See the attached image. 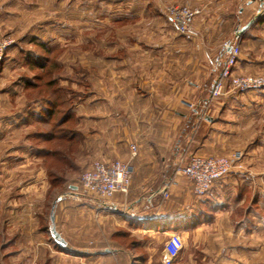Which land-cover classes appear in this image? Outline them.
Segmentation results:
<instances>
[{
  "label": "crops",
  "instance_id": "obj_1",
  "mask_svg": "<svg viewBox=\"0 0 264 264\" xmlns=\"http://www.w3.org/2000/svg\"><path fill=\"white\" fill-rule=\"evenodd\" d=\"M172 1L202 9L194 20L199 35L179 33L159 12L151 15L157 24L151 30L141 26L140 32L126 31L123 48L117 49L123 54L112 55L110 61L115 63L109 66L108 75L94 80L91 126L77 131V140L91 153V159H121L133 165L129 192L105 200L88 192L59 197L55 226L67 242L64 245L54 239L52 221L38 222L42 215L35 193L20 191L14 177L11 185L7 184L8 168L19 163L15 159L0 163V264H56L57 259L65 264L70 261L66 249L92 245L91 251L81 253L82 259L71 262L87 264L110 258L114 253L109 248L101 251L97 239L91 241L90 220L86 218L99 222L107 217L114 225L150 234L178 232L184 236L196 232L203 221L198 214L206 217L207 205L218 198L224 186L233 189L236 183L246 181L223 178L199 197L191 181L175 170L181 155L186 157L192 149L210 150L215 138L229 133L220 124L233 128V120L242 115L244 96L233 92L237 95L212 98L211 91L229 52L223 47L225 41L242 46L237 72L259 70V62L247 52L264 34V0ZM84 102L76 108L80 117L85 116ZM24 111L11 113L13 117L9 112L6 118L18 121L22 115L32 114L30 107ZM7 132L9 129L0 130L1 137ZM132 144L137 145L135 156ZM85 238H90L91 246ZM129 264H133L132 259Z\"/></svg>",
  "mask_w": 264,
  "mask_h": 264
},
{
  "label": "rangeland",
  "instance_id": "obj_2",
  "mask_svg": "<svg viewBox=\"0 0 264 264\" xmlns=\"http://www.w3.org/2000/svg\"><path fill=\"white\" fill-rule=\"evenodd\" d=\"M176 5L185 4L172 0H0V38L10 37L14 45L0 68V130L9 129L5 136L0 135V163H12L13 159L19 163L8 168L7 184L10 186L14 177L20 191L35 193L42 215L38 222L51 224V206L59 197L86 192L81 186V175L98 159H91V153L78 142L77 131L91 126L94 80L108 75L109 66L115 63L110 57L123 48L126 31L140 32L141 26L151 30L157 25L151 18L156 12L172 24L169 8ZM247 53L254 56L260 68L244 74H264V34ZM39 74L43 76L42 83L57 80L51 91L41 85L39 92L25 81L33 78L39 83ZM233 92L236 91L223 96L240 94L246 100L242 115L233 120L236 124L233 128L220 124L229 131L226 136L215 138L208 151L192 149L190 153H241L225 178L246 181L236 183L233 189L224 186L218 198L207 205L206 217L198 214L203 220L198 225L201 228L182 236L183 249L172 264H264V90ZM41 96L59 100L55 114L42 111L47 98ZM82 102L86 104L85 119L76 111ZM29 107L33 114L28 117L22 115L18 121L6 118L9 112L13 117L11 113L25 112ZM69 108L72 117L67 115ZM190 153L181 155L177 163L186 164ZM179 165L175 172L183 175L178 172ZM86 220H90L87 223L91 241L97 239L99 250L109 248L114 253L110 258L87 264H129L130 259L133 264H166L165 243L169 235L130 231L123 224L114 225L107 217L100 223L92 218ZM86 240L91 246L90 238ZM92 246H60L70 254V261L65 264H79L72 259H82L81 253L91 251ZM56 261L60 264L59 259Z\"/></svg>",
  "mask_w": 264,
  "mask_h": 264
},
{
  "label": "built area",
  "instance_id": "obj_3",
  "mask_svg": "<svg viewBox=\"0 0 264 264\" xmlns=\"http://www.w3.org/2000/svg\"><path fill=\"white\" fill-rule=\"evenodd\" d=\"M202 13L199 7L176 5L169 8V18L176 30L188 37H196L199 31L194 26V20ZM10 37L0 38V66L7 49L12 45ZM223 47L229 49L222 64L219 76L215 80L211 97L219 98L228 92L246 93L264 90V74H242L237 72L236 66L241 54L239 43L225 41ZM191 106H193L191 104ZM132 155L137 154V145H131ZM241 153L235 155H205L194 153L186 164L179 165L178 172L185 175L192 184L197 196L206 195L213 185L225 178L235 166ZM134 174L133 165L121 159L106 161L98 159L81 175V186L101 200L110 199L116 193L127 194L132 184ZM167 197V191H164ZM184 240L180 233L172 232L165 243L166 264H172L180 255Z\"/></svg>",
  "mask_w": 264,
  "mask_h": 264
},
{
  "label": "trees",
  "instance_id": "obj_4",
  "mask_svg": "<svg viewBox=\"0 0 264 264\" xmlns=\"http://www.w3.org/2000/svg\"><path fill=\"white\" fill-rule=\"evenodd\" d=\"M40 45L41 46H43L44 48H46L47 47V45L45 44V43H40ZM12 46H14L13 44L7 49V51H6V53H5V56H4V59L2 60V63H1V66H0V68L4 65V62H5V60H6V58H7V54H8V51L10 50V48H12ZM28 56V55H27ZM30 56V55H29ZM31 57V56H30ZM30 57L28 58L29 60H30ZM31 62V64L34 62L35 64H32V65H36L37 64V61H30ZM39 66L40 67H44V64H39ZM51 71V70H50ZM39 78H37L38 80H40L39 81V83L37 82V81H33L32 79L33 78H31V79H26L25 81L30 85V87L32 88V89H38V91L39 92H41L42 91V89H41V85H43V87H45V86H47L48 88H49V90L51 91L52 90V88H53V85H55V83L57 82V80L55 79V78H52V79H49V80H47V81H45L44 83H42L43 81H41L42 80V78H43V76L42 75H40L39 74V76H38ZM56 90V89H55ZM40 98V97H39ZM41 98H47V99H45V101H47V102H45L44 103V105H46V107H45V109L44 110H42L44 113H48L49 115H53V114H55L58 110L55 108L54 109V107H56V106H58L59 105V100L58 101H54V100H52V99H50L49 97H47V96H45V97H43V96H41ZM34 111L33 112H35V109H33ZM68 110V113H67V115H68V117H72V109L71 108H69V109H67ZM37 112V111H36ZM33 114V113H32ZM66 117V116H65ZM68 117H66V118H68ZM47 136H50V137H53L54 135H53V133H52V135H51V133H47ZM62 136V135H61ZM62 137H64V136H62Z\"/></svg>",
  "mask_w": 264,
  "mask_h": 264
},
{
  "label": "water",
  "instance_id": "obj_5",
  "mask_svg": "<svg viewBox=\"0 0 264 264\" xmlns=\"http://www.w3.org/2000/svg\"><path fill=\"white\" fill-rule=\"evenodd\" d=\"M248 25H246L244 28H247ZM56 203L57 201H55L52 205V208H51V221H52V228H51V232H52V235L54 237V239L56 241H58L59 243H62L64 245L67 244L66 240L61 236V234L57 231L56 229V226H55V207H56Z\"/></svg>",
  "mask_w": 264,
  "mask_h": 264
}]
</instances>
